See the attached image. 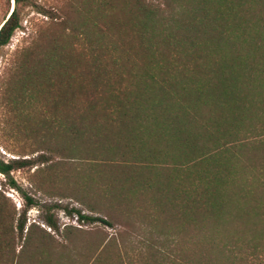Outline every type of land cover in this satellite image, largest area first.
I'll list each match as a JSON object with an SVG mask.
<instances>
[{"label":"trees","instance_id":"trees-1","mask_svg":"<svg viewBox=\"0 0 264 264\" xmlns=\"http://www.w3.org/2000/svg\"><path fill=\"white\" fill-rule=\"evenodd\" d=\"M12 3L0 49L21 27L23 9L49 16L33 0ZM73 9L76 16H49L17 52L4 83L7 109L27 119L36 107L59 116L43 122L47 130L58 122L55 133L67 141L161 164L145 166L170 176L164 199L172 194L179 221L193 229L192 247H179L173 264H264V0H80ZM43 148L34 158L0 157L11 187L20 190L13 170L36 167L32 182L44 190L34 179L55 172L42 154L54 150ZM22 196L15 217L0 191V264H25L32 247L44 254L51 237L26 226L25 211L38 201ZM163 256L158 264H168Z\"/></svg>","mask_w":264,"mask_h":264},{"label":"rangeland","instance_id":"rangeland-1","mask_svg":"<svg viewBox=\"0 0 264 264\" xmlns=\"http://www.w3.org/2000/svg\"><path fill=\"white\" fill-rule=\"evenodd\" d=\"M146 1L156 5L162 0ZM33 2L52 17L62 16L61 11L76 16L73 8L80 5V0ZM12 6V0H0V27ZM49 16H43L35 8L23 9L21 27L0 49V157L4 160L21 156L34 158L38 153L32 152L36 149L45 152V145L54 150L52 153L40 151L55 172L50 178L34 179L44 190H37L32 182L36 167L10 173L20 190L11 187L9 179L0 173V191L5 196L6 209L16 211L15 217H18L24 208L22 193L32 195L38 204L25 211L26 226L35 223L51 234L48 241L42 243L45 253L32 255V247L25 256V264H34L38 258L42 259L40 264H158L164 261L163 250L168 254V264H173L179 247H192L193 229L179 221L172 194L169 193L168 202L164 199L170 176L145 166L162 168L161 164L125 159L128 157L122 158L119 153L110 155L104 150L94 151L93 145L85 140L67 141L55 133L58 122L51 123L48 130L43 122L57 120L59 116L38 112L36 107L27 114V119L19 117L17 111L7 109L4 83L13 75L17 52L38 29L51 23ZM66 149L76 152L67 153ZM42 179H45L43 185ZM131 186L138 189L136 193H129ZM58 187L64 190H57ZM46 191L64 195H51ZM55 204L59 206L54 207ZM72 209L84 215L102 217L109 224L81 220ZM46 219H51L55 227H49ZM102 240L107 244L96 256L94 250ZM21 242L22 239L16 240V243Z\"/></svg>","mask_w":264,"mask_h":264},{"label":"water","instance_id":"water-1","mask_svg":"<svg viewBox=\"0 0 264 264\" xmlns=\"http://www.w3.org/2000/svg\"><path fill=\"white\" fill-rule=\"evenodd\" d=\"M12 8H13V6H12ZM11 12V11H10Z\"/></svg>","mask_w":264,"mask_h":264}]
</instances>
